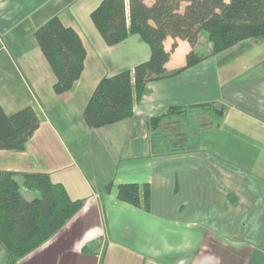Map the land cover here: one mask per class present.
I'll list each match as a JSON object with an SVG mask.
<instances>
[{
	"label": "crops",
	"instance_id": "0c3cea01",
	"mask_svg": "<svg viewBox=\"0 0 264 264\" xmlns=\"http://www.w3.org/2000/svg\"><path fill=\"white\" fill-rule=\"evenodd\" d=\"M6 3L0 0L1 35L9 25L2 14L12 15ZM86 28H74L86 50L74 83L87 69L95 71L84 107L102 77L132 69L150 55L135 34L109 45L93 23ZM1 35L0 52L12 66L6 70L0 63V105L12 114L30 106L22 104L36 87L31 76L35 68L46 69L47 61L39 47L22 50ZM172 42L165 39L166 50ZM202 49L208 53L210 43L201 34L194 50ZM190 50L187 41L177 40L166 70L183 67ZM220 53L171 78L149 81L127 120L89 128L83 120L77 127L69 121L64 126L60 118H44L46 123L39 118L24 150H0V170L46 172L71 199L83 200L66 225L17 264H264V68L241 67L222 86L212 65ZM199 104L225 108L217 125L194 107ZM186 105H192L188 113L162 124L163 147L154 149L149 120ZM192 133L195 143L179 146ZM83 135L101 153L98 167L95 161L85 171L68 148L78 146ZM129 183L149 186L148 208L117 197V187Z\"/></svg>",
	"mask_w": 264,
	"mask_h": 264
},
{
	"label": "trees",
	"instance_id": "16d2710c",
	"mask_svg": "<svg viewBox=\"0 0 264 264\" xmlns=\"http://www.w3.org/2000/svg\"><path fill=\"white\" fill-rule=\"evenodd\" d=\"M90 18L107 44H118L128 34H135L148 45L150 55L132 69L102 77L97 82L82 112L89 128L131 118L133 104L145 92L149 81L171 78L246 39H264V0H152L151 3L100 0L90 12ZM203 33L210 43L208 53L194 50ZM167 37L173 40L169 50L164 47ZM35 39L54 74V92H67L84 69L86 50L79 34L55 16L38 27ZM177 40L187 41L191 50L183 67L167 71L165 63ZM196 107L211 117V125H217L225 111L223 106L210 104ZM184 111L178 106L171 107L164 115L149 120L154 149L163 147L162 121ZM39 122L31 106L7 114L0 105V150H24ZM184 138L179 146L190 148L195 143L193 133ZM22 190L35 195L26 196ZM117 197L148 208L149 186L121 184L117 187ZM82 206L83 200L71 199L65 188L52 183L46 172L0 170V251H5L6 264H17L49 241Z\"/></svg>",
	"mask_w": 264,
	"mask_h": 264
},
{
	"label": "rangeland",
	"instance_id": "374dc122",
	"mask_svg": "<svg viewBox=\"0 0 264 264\" xmlns=\"http://www.w3.org/2000/svg\"><path fill=\"white\" fill-rule=\"evenodd\" d=\"M99 1L100 0H42L41 2H36L35 0H6V4L13 16L5 17L4 14H2L3 17H1V19L4 18L3 20L9 22V25L7 26V30H3L2 35H0L3 39L7 37V40L23 47L22 50L26 48L32 51L38 48L35 39V31L45 21L55 16L66 26L73 27L79 31L85 30L88 32L86 25H92L90 12ZM202 35L206 38L205 33ZM135 36L140 38L138 35ZM1 45L2 43L0 40V47ZM202 46L204 45L202 44ZM205 51L206 50L202 49L199 52L205 53ZM115 57L116 54L114 52L111 57H108V60H112ZM213 60L212 65L214 64L213 68L216 70L218 84L222 86L229 81V78L234 77L230 74L237 73L241 67H249L252 68L254 72H259V70L262 72L264 68V39L249 38L216 55ZM0 63L4 65L6 70L11 69V61L8 60L2 52H0ZM45 65L46 69L40 68L38 70L35 68L31 76V84H35L36 87L33 86V94L30 93L28 98L23 102L25 104L22 105H30L36 111L38 118H40L42 122L44 121L46 123L44 118L47 117L60 118V120L65 123L64 126L66 122L69 121L71 122L70 124L74 123L78 127V121L83 122L82 112L79 111L83 110L85 99L89 95L87 93L91 91L90 77L95 71L90 73V70L87 69L88 73L83 75L84 77L80 79V82L74 83L67 92L57 94L52 88L54 74L47 62ZM87 67L91 68L90 65H87ZM23 71H25V69H23ZM191 106L192 105H186L180 106L179 108L185 110L183 113H188ZM199 106H202V104H199ZM183 113L179 115H184ZM173 117H175V114L170 118ZM167 120L170 119H164L162 124L167 122ZM44 128L45 126L41 128V131ZM165 128L171 129V127L168 126ZM83 137L81 138L82 141H77L78 146L68 144V148L72 151V158H74L85 171L86 167L94 164L95 161L98 167L97 158L101 153L96 143H93L92 138H88L84 135ZM47 142L50 144L49 139ZM82 151L84 152L82 153ZM57 154L60 155L59 152H57ZM22 192L29 197L35 195V193H29L24 190H22ZM5 257V251L1 250L0 264H6Z\"/></svg>",
	"mask_w": 264,
	"mask_h": 264
}]
</instances>
